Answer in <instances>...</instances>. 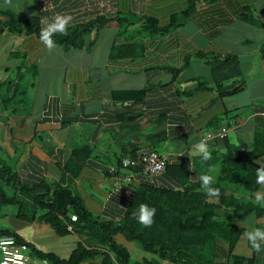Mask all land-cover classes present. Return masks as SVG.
Returning <instances> with one entry per match:
<instances>
[{"label": "crops", "instance_id": "obj_1", "mask_svg": "<svg viewBox=\"0 0 264 264\" xmlns=\"http://www.w3.org/2000/svg\"><path fill=\"white\" fill-rule=\"evenodd\" d=\"M1 9L38 16L41 27L42 20L51 21L56 14L71 15L69 25L96 16L117 15L131 21L123 23L125 26L105 24L88 36L94 39L90 48L63 49L56 45L49 50L36 33L26 29L0 33L1 174L14 173L24 184L44 180L66 185L89 212L104 220L110 218L112 208L127 205L109 203L116 184L109 171L118 167V159L162 142L170 147L169 152L162 153L171 161L191 163L201 160L194 154L193 145L211 133L206 141L218 168V172L208 173L215 177L213 187L254 201V194L248 195L242 186L218 178V161L228 149H249L256 135H264V0H12L11 5L0 0ZM144 17L155 19L160 27L173 20L176 26L157 40L149 39L141 25ZM6 20L0 12V22ZM134 43L136 49L139 43L143 46L142 53L131 56L123 54L127 50H119V46L129 49ZM224 58V64L218 66L222 86L239 88L220 95L205 85H213L212 68L217 67L216 59ZM174 69L179 71L171 81ZM197 78L207 82L204 88L197 89ZM144 87L138 102L111 95L118 89ZM183 91H189L188 95ZM221 128H225L224 135ZM257 160L264 161V154ZM205 163L198 164L201 167ZM191 171L190 180L196 181V171ZM137 182L133 180L125 189L133 194L132 185ZM4 188L9 195L14 193L11 183ZM262 190L259 185L254 193ZM178 202L175 199L173 204L176 215L159 219L172 226L171 238L178 234L174 225L202 220L188 215L198 208L196 203H185L189 208L186 215L180 212L178 206L184 207ZM213 204L211 221L206 216L202 222L207 238L196 231L192 232L194 239H186L199 243L192 250L193 256L209 264H264V250L256 252L243 237L249 227L264 229V214L235 210L227 203ZM5 207L16 224H2L0 230L15 231L36 249L67 258L79 240L89 241L73 231L59 235L48 223L19 218L17 203ZM231 225L236 228L229 229ZM124 241L128 242L125 246L131 259H159L137 242ZM42 260L33 259L30 264H45ZM81 264H97V259Z\"/></svg>", "mask_w": 264, "mask_h": 264}, {"label": "trees", "instance_id": "obj_2", "mask_svg": "<svg viewBox=\"0 0 264 264\" xmlns=\"http://www.w3.org/2000/svg\"><path fill=\"white\" fill-rule=\"evenodd\" d=\"M189 10L190 8L185 13ZM0 12L7 16L5 22H0V33L4 29H7L11 33H19L23 29H26L28 32H34L38 36L40 35L42 27L38 16L20 15L8 9H1ZM130 22L129 19L126 18L125 20L124 17L117 15L112 17L96 16L83 23L69 25L67 34L57 33L52 39L55 45H59L63 49L82 46L90 48L94 43V39L88 38V36L92 33L96 34L98 29L105 24L114 23L125 26L124 24ZM174 23L176 24L173 20L170 25L160 27L157 25L155 19L144 17L141 25L149 39L157 40L158 37H161L164 33L174 28L176 26ZM128 46H130L129 49L119 46V50H127L123 54L131 56L143 52V46L140 43L137 49L135 48V43ZM198 54L202 57L207 56L204 53ZM225 60L226 58L223 60L216 59L217 67L215 66L216 69L214 70L213 66L211 71L214 77L213 85H205L207 84L205 80L202 81L197 78L199 79L197 89L204 88L202 85H205V88H213L220 95L229 94L238 90L239 86L229 88L222 86L223 80L219 77L218 66L223 65ZM187 63L188 60L183 65ZM178 71L179 69L172 71L171 81L175 79ZM146 88L118 89L113 91L111 95L114 99L124 100L132 98V101L138 102L141 101ZM183 93L188 95L189 91H183ZM162 134L164 138L167 137L166 133L165 135L164 133ZM152 149L159 151L155 147H152ZM76 151L77 149L74 148L73 152ZM85 151L87 154L90 152L89 148H85ZM262 154H264V135H256L249 149L238 147L228 149L225 153L219 155L220 160L218 162L220 167L218 178L242 186L248 195L252 196L259 187L256 183V168L260 167V165L255 162V159ZM120 159L116 161V166L118 167L114 173L124 172L120 166ZM81 160L84 161L85 156ZM199 162H201L199 159L191 163L187 160L169 161L165 171L159 178H156L154 184L143 181L134 183L132 185L133 194L127 200V205L124 206L121 204V209L112 208L110 210L112 215L107 213L110 218L104 220L89 212L83 206L80 197L73 193L68 186L60 183H48L44 180L34 184H24L17 180L18 176L14 173H11L9 176L5 175V173L1 174L2 168H0V211L4 206L17 203L19 204V209L16 216L19 218L36 219L48 223L59 235H65L73 231L80 236H86L89 241L79 240L70 255L67 258H62L54 252L36 249L34 245L24 240L15 231L0 230V235H14L18 241L26 247L31 248L29 255L33 259H45V264H81L90 259H99V264H164L156 258L142 259L141 261L131 259L127 247L116 239L117 235H122L126 240L137 242L143 250L156 254L159 259L163 258L175 264H209L204 258L193 256L192 243H189L186 239L188 237H196L192 233L196 231L195 234L200 235V232H202L204 235L203 239L207 238V234H204L205 229H203L204 225L202 222L203 217L206 216L211 221L210 218L214 215L215 207L213 203H227L226 206L232 209L243 212L255 211L258 214H264V207H260L250 201L238 199L235 194L227 192L225 188H219L220 196L215 198L216 201L208 200V196L201 188L199 176L205 174L207 168L215 162L209 160L205 163L206 166L203 164L201 167L198 164ZM191 169L196 171V181L190 180L193 176ZM10 183L12 188H14V193L9 195L4 187ZM17 184L19 186L18 189L15 188ZM171 197L174 198L173 201L168 200ZM162 198L165 200L160 202ZM175 199H179L178 203H182L184 209L180 205L178 207L180 212L186 215L189 208L185 207V203H196L198 208L194 212H189L188 215L191 218H193L192 216L201 217L202 220L198 223L194 220L180 222L178 225H174V228L176 227L178 229V234L171 238L172 226L166 225L165 221H159V219L161 217L176 215V212H174L175 205H173ZM124 202L125 200L123 201V198L119 195L114 196L112 194L110 196L109 203L111 206L113 203ZM142 203L156 209V214L153 218L154 222L150 227L143 226L136 218L135 214L138 213L139 205ZM191 208L192 206H190ZM73 213L77 215L75 221L70 219V215ZM167 222L171 224V221ZM216 224L219 225L218 222ZM231 228H236V226L231 225L229 229ZM166 231L168 234H164ZM187 232H190L191 236H187ZM233 241L234 239L232 240L231 237L229 243L232 244ZM201 242L204 243V241Z\"/></svg>", "mask_w": 264, "mask_h": 264}, {"label": "clouds", "instance_id": "obj_3", "mask_svg": "<svg viewBox=\"0 0 264 264\" xmlns=\"http://www.w3.org/2000/svg\"><path fill=\"white\" fill-rule=\"evenodd\" d=\"M4 3L5 5H11L12 0H4ZM72 19L73 18L71 15L56 14L51 21H49L48 19L42 20V28L39 35L40 42H42L49 50L53 49L56 45L52 37L57 33L67 34V29ZM193 149L194 154L198 155L201 158L202 162H207L212 159V153L206 139H200L198 143L193 145ZM157 152L164 154L160 151ZM169 161L171 160L169 159ZM256 162L260 164V167L256 168V183L260 185L262 189H264V161L257 160ZM215 172H218L217 166L211 165L207 168V172L205 174L199 176L202 190L208 197L211 198H218L220 196V189L213 187L215 183V177L211 174H208ZM124 200L127 203L126 199ZM253 203H255L256 205L264 204V190L254 193ZM155 214L156 209L154 207H149L147 204L142 203L139 205L138 213H136L135 215L140 224L145 227H150L154 222L153 218ZM73 219H75V217ZM243 237L246 238V240L250 243L251 247L256 252H261L262 250H264V229L258 227H249L248 230L243 233ZM16 259L18 262H20V264H22V257H17ZM97 264H99V259L97 260Z\"/></svg>", "mask_w": 264, "mask_h": 264}, {"label": "built area", "instance_id": "obj_4", "mask_svg": "<svg viewBox=\"0 0 264 264\" xmlns=\"http://www.w3.org/2000/svg\"><path fill=\"white\" fill-rule=\"evenodd\" d=\"M225 128H221L220 133L224 135ZM211 133H206L204 138L208 139ZM169 162L166 155L161 154L155 150L138 151L131 156H124L120 159V166L126 169L127 172H115V168H112L113 178L116 181L110 196H124L126 201L131 196L129 190L125 189V186L129 185L135 179L143 182L155 183V179L165 171V168ZM127 183L126 185H124ZM126 194V195H124ZM75 217V219H73ZM71 220H76L77 215L71 214ZM25 245L19 242L13 235L0 236V264H20L17 261V257H22V264H29L31 261L30 256L24 251ZM45 263V260H42Z\"/></svg>", "mask_w": 264, "mask_h": 264}, {"label": "rangeland", "instance_id": "obj_5", "mask_svg": "<svg viewBox=\"0 0 264 264\" xmlns=\"http://www.w3.org/2000/svg\"><path fill=\"white\" fill-rule=\"evenodd\" d=\"M157 150H159V151H161V152H169V149H170V147H168L166 144H164V143H158L157 145H156V147H155ZM16 212V211H15ZM2 224H5V225H7V224H16V221H15V219H14V217L11 215V211L10 210H8V207H3L2 208V210L0 211V226L2 225ZM5 235V234H4ZM117 240L118 241H120V242H122L124 245H127L128 244V242H125L124 241V238L122 237V236H117ZM20 242V241H19ZM192 249H194V248H197L198 246H199V243H197V242H194V243H192ZM28 250H30L28 247H26L25 246V249H24V251L27 253V251ZM28 254V253H27ZM29 255V254H28ZM30 256V255H29ZM133 256H134V258H136L135 257V254H133ZM30 258H31V261H30V263L33 261V258L30 256ZM158 259V258H157ZM159 260V259H158ZM160 261V260H159ZM164 261H166L167 262V260L165 259ZM29 263V264H30ZM166 264V263H165Z\"/></svg>", "mask_w": 264, "mask_h": 264}]
</instances>
